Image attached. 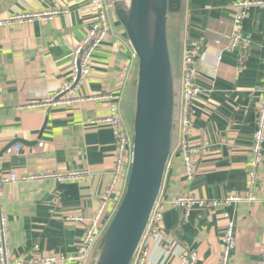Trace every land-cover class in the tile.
Returning a JSON list of instances; mask_svg holds the SVG:
<instances>
[{"label": "crops", "instance_id": "0c3cea01", "mask_svg": "<svg viewBox=\"0 0 264 264\" xmlns=\"http://www.w3.org/2000/svg\"><path fill=\"white\" fill-rule=\"evenodd\" d=\"M236 0H170V26L183 31L174 71L177 78V124L173 152L159 203L163 206V234L146 240L150 264H179L197 252V264H221L225 215L235 221L237 243L230 264H258L264 247V157L253 184L249 175L254 158L256 112L264 86V12L252 8L243 23L249 41L229 53ZM67 10L50 22L36 21L13 29H0V148L21 145L18 155L5 158L4 169L19 176L39 172L88 171L81 181L37 180L5 186L3 212L10 222L15 257L30 261L49 255H77L89 223L105 201L114 165L116 140L110 128L89 121L108 113L109 101H90L53 110L28 106L55 94L70 80L75 48L94 21L89 0H0V19L32 11ZM193 41H202L197 59L198 85L194 103L191 143L200 159L194 178L185 177L178 145L183 55ZM219 42L218 44L216 42ZM245 69L239 71L241 59ZM137 59L111 12V29L95 52L92 72L79 90L83 97L123 95V116L132 120L124 103L130 81L136 80ZM130 75V77H129ZM175 108V107H174ZM175 124V123H174ZM174 128V129H175ZM132 129V128H131ZM174 135V134H173ZM43 143V147L38 145ZM253 193L258 202H244L213 210L194 208L185 216L174 201L182 195L201 200H222L229 195ZM120 194L111 195L103 217L113 214ZM79 216L82 222H73ZM35 246H39L35 249ZM26 262V264H31ZM83 262L58 264H91Z\"/></svg>", "mask_w": 264, "mask_h": 264}, {"label": "built area", "instance_id": "2783aa9c", "mask_svg": "<svg viewBox=\"0 0 264 264\" xmlns=\"http://www.w3.org/2000/svg\"><path fill=\"white\" fill-rule=\"evenodd\" d=\"M94 13V21L88 29L87 35L83 41L75 48L73 60L70 68V80L63 82L59 91L55 94L46 96L41 101L29 105V109L53 110L58 108L74 107L90 101L107 100L109 101L108 113L101 117L89 121L90 125L108 127L112 130L116 140V152L114 155V165L110 172V183L105 195V201L99 205V209L94 219L89 223L87 232L81 242L77 255L74 256H54L49 255L40 259H32L29 262L26 255L15 257L12 253L10 222L2 209V200L4 197V188L7 185L18 182H30L37 180H58L81 181L91 178L88 171L68 172L66 174L58 172H39L35 175L19 176L15 172H8L4 169L5 158L11 155H18L22 146L13 145L4 151L0 148V264H58L70 263L73 261H85L92 256L99 240L104 234L108 224L113 217L116 208L122 198L126 188L127 178L131 163L133 131L127 127L123 116V95H100L94 97H83L79 95V90L85 84L92 72V63L95 52L105 42L111 29V12L113 8L111 0H89ZM258 8L264 12V0H236L233 3V33L230 37L228 48L229 53L236 52L239 47L243 48V54L247 55L249 41L242 35L243 23L252 8ZM67 10L53 9L49 11H32L28 13L8 15L0 19V29H13L19 26L27 25L36 21L50 22L56 17L66 14ZM219 43L218 41L216 42ZM202 52V41H193L184 51L183 55V77L181 90V109L178 119V145L175 151L179 152L184 163L185 177L191 181L196 172L200 157V151L191 143L192 138V117L194 115V103L199 96L201 89L198 85L199 72L197 69V59ZM245 69V59L242 58L239 63V71ZM130 77V75H129ZM256 125L257 129L253 136L252 153L254 158L251 162L249 175L251 182L256 181V174L264 157V86L261 92V98L257 106ZM43 147V143L38 145ZM120 194L113 214L108 221L104 223L103 217L107 209V202L111 200L114 193ZM244 202H258L253 193L243 197L239 195H229L222 200H201L191 195H182L175 199L174 206L181 208L188 217L194 208L204 209L209 207L213 210L218 208L237 205ZM73 222H82L79 216L72 218ZM225 233L224 245L221 257V264H230V257L237 243L235 233V221L225 215ZM164 211L163 206L158 202L152 218L150 220L144 240L132 262V264H150V247L146 240H155L163 234ZM39 246H35L38 249ZM198 254L193 251L185 255L179 264H197ZM258 264H264V247L261 249V260Z\"/></svg>", "mask_w": 264, "mask_h": 264}, {"label": "water", "instance_id": "95a60500", "mask_svg": "<svg viewBox=\"0 0 264 264\" xmlns=\"http://www.w3.org/2000/svg\"><path fill=\"white\" fill-rule=\"evenodd\" d=\"M137 59L133 145L126 188L91 264H132L159 202L173 152L174 71L170 0H111Z\"/></svg>", "mask_w": 264, "mask_h": 264}, {"label": "trees", "instance_id": "16d2710c", "mask_svg": "<svg viewBox=\"0 0 264 264\" xmlns=\"http://www.w3.org/2000/svg\"><path fill=\"white\" fill-rule=\"evenodd\" d=\"M183 31V22H182V15H180V26L177 28L175 26L169 27L168 30V43H169V50H170V56H171V61H172V67L173 69L176 70V62L178 58V51L180 48V40H181V35ZM174 100H175V108H174V123L175 125L177 124V115H176V105H177V91H178V86H177V78L175 77L174 81ZM134 98H135V85L134 81L132 80L129 83L128 86V92L126 95L125 103H124V110L125 114L129 116L132 120V116L134 113ZM131 128H132V123H131ZM173 140L174 136L176 134V128L173 131Z\"/></svg>", "mask_w": 264, "mask_h": 264}]
</instances>
